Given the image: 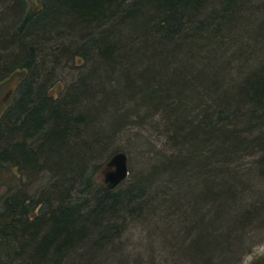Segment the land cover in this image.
<instances>
[{
  "label": "trees",
  "instance_id": "16d2710c",
  "mask_svg": "<svg viewBox=\"0 0 264 264\" xmlns=\"http://www.w3.org/2000/svg\"><path fill=\"white\" fill-rule=\"evenodd\" d=\"M257 1L264 4L263 0ZM46 2L38 15H27L16 29L18 52L0 54V73L20 63L25 64L22 69L31 70L33 53L46 38L47 21L51 24L58 14L56 10L61 8L71 14L65 23L70 26L68 30L83 21L79 26L83 29L72 30L76 34L88 30V34L84 39L74 35L83 39L76 49L71 48L78 45L71 38L65 39V46L60 38L50 41V46L61 55L70 57L77 52L86 59L93 58L85 78L89 84L81 80L76 89L93 107L72 118L68 110L79 112V102L68 104L69 108L62 103L52 105L44 86L34 91L26 82L21 85L19 99L0 122V171L8 172V184L0 197V264H15L18 250L36 264H62L67 253L79 248L91 252L114 245L120 225L117 223L134 216L162 215L166 219L173 207L187 209L185 220L190 224L191 236L186 246L180 243L183 256L189 252L191 260L201 262L199 257L207 249L202 244L207 239L210 249L223 252L229 259L235 253L229 250L227 240L231 236L241 242L249 230H256L258 222L264 225V191L251 183L256 174L264 179V45L260 41L264 23L258 28L259 20L264 19V5L250 6L251 0H143L127 6L122 0H100L90 7L81 0H53L52 6ZM202 6L205 8L201 11ZM144 7L150 9L151 16L139 26L146 17L140 12ZM229 46L237 49L234 62L238 74L231 78L226 74L220 81L207 80V75L198 80L202 66L210 69L226 65L228 73L229 65L221 62L220 56L229 52ZM138 55L142 62L132 59ZM202 55L208 56L207 61ZM226 60L230 63L228 57ZM48 62L50 58L43 57L42 63ZM134 63L136 69L132 67ZM147 68L152 72L144 73ZM176 73L181 77H174ZM101 74L106 77L100 78ZM118 74L129 75L132 79L128 82H135V91L125 88L128 93L134 92L133 96L102 100V80L110 88L118 87L124 82L119 81ZM148 78L155 80L150 82ZM173 79L177 81L174 84ZM175 86L180 87L179 92ZM94 93L99 99L92 104ZM176 93H180L179 100L174 98ZM203 96L211 105L203 106ZM115 101L136 102L130 111L136 115L142 112L140 121L149 120L153 128L157 125L153 115L160 114L161 132L172 153H154L147 170L138 174L133 183L122 182L108 189L95 179L100 163L85 171L80 167L95 154L108 152L113 131H125L127 113L118 116L115 111L104 112V103ZM97 118L111 120L112 132L104 126L92 131L91 122ZM58 123L64 128L59 129ZM18 136L24 141L17 143ZM65 149L67 153L74 151L77 159L63 158L60 152ZM116 152L122 151L115 150L113 154ZM247 157L253 161L248 162ZM14 159L24 172H38L47 163L56 173L59 171L60 179L49 188L54 204L47 201L44 213L40 200L34 201L33 195L26 197L19 191V178L10 172ZM157 178L162 181L159 185ZM182 181L183 186L187 184L184 195L178 192ZM75 187L78 192L70 195ZM172 190L175 194L170 193ZM38 204L41 208L34 213ZM114 220L119 222L112 223ZM151 220L147 225L154 223ZM152 229L159 231L156 225ZM153 231L148 229V233L156 234ZM86 255L83 254L87 260L95 257Z\"/></svg>",
  "mask_w": 264,
  "mask_h": 264
},
{
  "label": "rangeland",
  "instance_id": "374dc122",
  "mask_svg": "<svg viewBox=\"0 0 264 264\" xmlns=\"http://www.w3.org/2000/svg\"><path fill=\"white\" fill-rule=\"evenodd\" d=\"M48 5L52 6L53 0H46ZM75 1V0H74ZM78 1V0H76ZM124 5L132 4L134 2H138V4H141L143 0H122ZM264 1V0H263ZM45 0H0V54L3 55H9V54H16L17 51V43L14 34L16 33V29L19 27L23 19L27 15H38L40 11L43 9ZM81 2L86 3L89 7L100 3V0H81ZM152 2V1H151ZM250 2V1H249ZM94 3V4H93ZM150 3V2H148ZM263 4L261 1L260 4ZM215 4V3H214ZM259 2L257 0H251V5H257L258 8L260 6ZM264 5V4H263ZM264 9V6H261ZM205 8V6H202L201 11ZM261 8V9H262ZM45 10V9H44ZM43 10V11H44ZM83 10H86L85 7H83ZM58 12L57 16L52 18L50 21L51 24H49V21H47L48 28L45 31L46 38L43 39V41L38 43L36 50L33 53V64L31 67V70L24 68V63L20 64H14L11 68L7 69V72L0 73V122L3 118V116L12 109L16 103V101L20 97V92L22 91L21 85L23 83L30 84L31 88L36 91V87L38 86H44L45 91H48V96H50V101L52 105H56L58 103H62L65 107L69 108L68 104L70 103H77L79 102V112H72V110L69 111V116L74 118L79 116L81 112L87 111V109H90L89 107H93L92 105H89L90 102H87L83 100L82 97H80L79 94L76 93V89L80 85V81L83 80L86 81L85 78H87V74L92 69V63L93 58L80 56L81 54H78L77 52H74L71 54V56H65L64 54L61 55L60 52H55L51 49L50 41L55 39H62L60 43H63L65 46V39L71 38L74 39L73 43L78 44L76 47L72 46L71 48L76 49L82 44V41L84 38H86L87 32L80 31L77 34L74 32L76 30L79 31L83 29L82 27H79L83 24V21L80 23L75 24L74 26H71L72 28L70 30L67 25L65 26L66 21L68 22L69 16L71 14L69 11H61L60 9L56 10ZM144 11V12H143ZM142 15L145 14L146 17L139 21V26H141V23L145 21V19H148L149 16H151L150 9H147L144 7L142 11ZM132 14V11L130 12V15ZM53 17L52 15H50ZM49 16V17H50ZM124 20V19H123ZM74 23V22H73ZM261 23H264L263 20H259V26L262 25ZM50 25V26H49ZM85 26V25H84ZM92 26V24H91ZM105 27V26H104ZM264 27L261 26V28ZM86 28V27H85ZM92 28V27H91ZM115 28V27H112ZM75 29V30H72ZM103 29V28H102ZM116 30V28H115ZM264 33V31H263ZM41 35V34H40ZM83 36V39L75 38V36ZM85 36V37H84ZM26 36L25 38H27ZM100 38V37H99ZM98 38V39H99ZM47 39V40H46ZM97 39V38H96ZM79 40V42L77 41ZM264 45V34L261 37V40ZM69 43V42H68ZM259 44V43H258ZM204 45H199V47H203ZM236 46V45H235ZM230 47V46H229ZM225 55H221L220 53L218 55H221L222 58L221 62L224 61L227 65H229L232 69H229V66L227 67L228 73H226V65L223 67L221 65L212 66L210 67H201L199 71V76H197L198 80H202L203 75H207V80L211 81H220L224 80V76L229 74L228 76L231 78V76L235 77L237 73V67L238 65L235 64L234 59L238 57L237 49L234 46H231ZM200 50V49H199ZM253 52V49H252ZM3 53V54H2ZM239 55H241L239 53ZM11 56V55H10ZM50 58V63H42L43 57ZM203 57H206V55H202ZM234 56V58L232 57ZM133 57V56H132ZM141 56L138 55L137 58L133 57L132 59L134 62H137L138 59ZM230 59V63L226 58ZM251 57V55H250ZM208 56L205 58L207 61ZM15 59V58H14ZM57 60V63L55 64L54 61ZM8 61V60H7ZM10 61V59H9ZM204 61V62H206ZM139 62V61H138ZM142 62V59L140 60ZM19 63V62H18ZM1 65L3 63H0ZM0 65V66H1ZM137 64H133V69H136ZM146 66V65H145ZM148 67V66H146ZM144 67L143 69H145ZM15 69V70H14ZM139 69V68H138ZM221 69L222 71H220ZM225 70V72H224ZM96 74V70L94 71ZM146 72H152V69H146L144 73ZM181 73H176L174 77H181ZM209 74V76H208ZM231 74V75H230ZM119 81L124 80L120 83L118 87L110 88L108 85L104 83L102 80V85L104 87V93L102 96V100H115L116 98L120 99H126L128 97H132V92H126L125 88H130V91H135V82L132 80L131 82H128L132 78L128 75L125 76L124 74H118ZM182 75V74H181ZM192 75V74H191ZM96 76V75H95ZM190 76V74H189ZM106 76H100V78H105ZM228 77V78H229ZM196 78V80H197ZM99 78L96 77V80ZM128 79V80H127ZM151 82L152 80H155L154 78H148ZM101 81V79H99ZM174 81V79L172 80ZM170 83H172L169 80ZM177 81H174L176 83ZM88 83V81H86ZM212 83V82H211ZM89 84V83H88ZM86 84L88 87L89 85ZM122 84V87H120ZM222 85V83H221ZM221 85L219 84L218 87ZM137 86V85H136ZM212 86V85H211ZM139 87V86H138ZM217 87V88H218ZM176 91L179 92L180 87L175 86ZM89 89V88H88ZM82 91H84L81 88ZM32 91V92H34ZM85 92V91H84ZM205 92V90H204ZM35 93V92H34ZM206 93V92H205ZM85 94V93H84ZM180 93H176L174 95V98L177 100L178 95ZM75 95H79L77 98ZM90 95V94H88ZM91 96V95H90ZM93 98H91L92 104H95L97 95L95 93L93 94ZM143 97V96H142ZM130 100V99H128ZM179 100V99H178ZM135 101V100H134ZM203 106H209L211 105V101L207 96H203L202 100ZM136 102L127 103L125 101L123 102H107L104 103L105 110L104 112L112 113L115 111L118 116L120 114H126L127 117H125V121L123 124L126 126L125 131L118 132L113 131V139L110 140V144L108 147V152L101 155L95 154L94 157H92L91 161L87 164L84 163L81 165L80 168H82L83 171L87 169H91L92 166L95 164H101L97 171H95V179L96 182L103 183V177L105 172L108 170L106 167V159L109 160L110 156L113 154L115 150H120L125 153L127 157V168H128V175L127 178L123 181V184H131L134 182V178L138 174H143L145 170H147L148 165L150 164L154 153L156 152H162L166 156H170L172 153L171 150H169L166 141V136L161 132V123H160V114L153 115V121L157 124L156 128H153L152 125L149 123V120L147 119L142 123L140 120V117L142 115V112H138V115L134 114L130 111L131 105L135 106ZM110 107V108H108ZM262 109V106L259 107ZM78 109V108H77ZM94 113V112H93ZM130 113V114H129ZM44 118H47V115H44ZM143 118V117H142ZM101 119H103L101 117ZM101 119H93V122H91L92 131L97 130L98 126H104L105 130L107 132H112L111 130V120L106 119L104 121H101ZM81 120L83 119L81 115ZM98 120V121H96ZM47 123V119L45 121ZM2 123V122H1ZM66 124V123H65ZM1 125V124H0ZM52 126V125H50ZM59 129L64 128V125H59ZM55 128H51V130H54ZM89 130V129H88ZM32 138H34L32 136ZM71 140V139H70ZM70 140L68 139V143L70 144ZM15 141L18 143L23 142L24 140L21 139V137L15 138ZM31 142L32 139L25 141L26 143ZM67 150H61L60 154L65 159H77V154L72 151L67 153ZM102 151V150H100ZM74 159V160H76ZM248 162H252L253 160L250 159V157H247L246 159ZM70 161V160H69ZM106 161V162H105ZM18 160L12 161L11 166V173H15L17 175V178H19V181H17V185H19V191H23L25 193V196H34V201L40 200L39 203L43 205L42 213L47 211V201L50 202V204H54V196L53 192L49 190V188H52L53 183H55L56 180H59L60 177L59 171L57 173L49 163L46 164V168H40V171L33 172L32 171H26L24 172L22 168L18 166ZM17 163V164H16ZM21 164L23 167L25 166L24 162ZM105 163V164H104ZM15 164V166H13ZM26 167V166H25ZM27 168V167H26ZM23 173V174H22ZM6 176H8V172L6 171H0V197L5 193V186L8 184V179H6ZM11 182H13L11 180ZM155 182L159 185L162 183V181L157 178ZM255 189H259L264 191V179L259 178L256 174L254 180L251 182ZM104 184V183H103ZM182 187L181 189L178 186V192H183V195L185 193L186 189V182L183 186V181L181 183ZM170 190V189H168ZM177 190V189H176ZM50 191V193H48ZM174 190H172L170 193H174ZM55 192V191H54ZM78 192V188L75 187L73 189V193H70V195H75ZM176 191V196H177ZM175 196V195H173ZM184 203L187 201L182 200ZM181 202L180 204H182ZM180 206V205H179ZM46 207V208H45ZM41 208V205L38 204L35 206L34 213L38 212ZM185 210L187 211L186 207L181 208H172V213L169 217L166 216V219H163L162 215L158 216H152V217H146V218H140L139 216H134L133 219H128L122 222L119 221H113L112 223H117L119 225L118 232H117V239L114 242V245H109L106 247L100 246L98 250H93L91 252H84L85 248H79L76 251H71L70 253H67L64 259L62 260V264H206V262L211 261L213 264H262L264 262V225L261 222L257 223L256 230H249L246 234L248 237L245 239H242L243 241L240 242L238 237L231 236L227 241L228 245L230 244L229 250L234 251L235 253L231 255L229 259H225L223 252L215 250V252L210 249V245L208 243V240L205 239L202 244V246H206L207 249H203V254L200 255L199 260L201 262H195L194 260L190 259L189 252L186 255H182V249L180 248V243L184 242V246L188 244V241L191 236V232L189 233V227L190 224L188 223V220H185ZM41 215V213H40ZM47 217L49 216L46 215ZM150 218H152L151 221H153V224L147 225V222L150 221ZM156 220H159L160 223H158ZM122 221V220H120ZM184 221V223H183ZM31 222V221H30ZM163 223V224H162ZM123 225V227H122ZM158 226L159 231H153V227ZM151 226H153L151 228ZM256 226V224H254ZM122 227V228H121ZM121 229V230H120ZM148 229H151L156 234H150L148 233ZM188 232V234H187ZM185 239H188L185 241ZM184 240V241H183ZM238 241V244L235 242ZM22 241V240H21ZM202 242V243H203ZM240 242V243H239ZM233 244V247H232ZM227 245V246H228ZM183 246V247H184ZM191 252V251H190ZM17 251V255H15V264H36L35 260L27 258L24 253ZM95 255V257L87 258L84 257L86 254ZM84 254V256H83ZM87 256V255H86ZM50 257V256H49ZM87 262V263H85ZM52 264V263H47Z\"/></svg>",
  "mask_w": 264,
  "mask_h": 264
},
{
  "label": "water",
  "instance_id": "95a60500",
  "mask_svg": "<svg viewBox=\"0 0 264 264\" xmlns=\"http://www.w3.org/2000/svg\"><path fill=\"white\" fill-rule=\"evenodd\" d=\"M106 167L108 170L104 174L103 182L108 189L117 187L127 178V157L124 152L114 153L106 162Z\"/></svg>",
  "mask_w": 264,
  "mask_h": 264
}]
</instances>
